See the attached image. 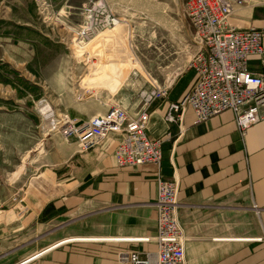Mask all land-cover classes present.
Wrapping results in <instances>:
<instances>
[{
    "label": "crops",
    "instance_id": "1",
    "mask_svg": "<svg viewBox=\"0 0 264 264\" xmlns=\"http://www.w3.org/2000/svg\"><path fill=\"white\" fill-rule=\"evenodd\" d=\"M37 1L0 0L2 73L12 79L11 70L31 86L37 84L24 73L38 57L34 47L47 45L41 52L57 56L54 37L74 32L89 0H43L45 18ZM230 23L264 30V0H252ZM23 41L31 43L26 52L18 48ZM248 68L264 75V54ZM195 77L184 72L168 98L150 107L147 135L164 140L159 170L119 168L114 138L89 151L62 138L55 159L25 183L27 209H0V264H118L120 252H157L158 173L180 185L186 264H264V120L244 135L230 111L197 124L188 110L181 125L168 123L170 104L184 98ZM90 107L77 103L71 118L94 117Z\"/></svg>",
    "mask_w": 264,
    "mask_h": 264
},
{
    "label": "rangeland",
    "instance_id": "2",
    "mask_svg": "<svg viewBox=\"0 0 264 264\" xmlns=\"http://www.w3.org/2000/svg\"><path fill=\"white\" fill-rule=\"evenodd\" d=\"M182 2L103 0L119 24L79 44L75 33L82 17L71 35L54 37L57 56L41 52L47 45L35 46L38 57L24 75L37 86L11 70L12 79L5 78L0 66V209H27V179L55 159L63 142L42 117L44 106L68 116L77 103L91 105L95 116L113 106L133 111L150 82L164 83L186 69L197 46ZM30 44L23 41L18 48L26 52Z\"/></svg>",
    "mask_w": 264,
    "mask_h": 264
},
{
    "label": "built area",
    "instance_id": "3",
    "mask_svg": "<svg viewBox=\"0 0 264 264\" xmlns=\"http://www.w3.org/2000/svg\"><path fill=\"white\" fill-rule=\"evenodd\" d=\"M38 2L39 15L45 18L49 5L43 0ZM251 2L183 0L182 14L194 30L197 51L186 69L174 78H167L164 83L150 82V88L142 94L140 107L135 110L113 106L103 115L78 121L67 114H56L46 105L40 111L42 117L49 122L51 131L65 140L75 139L83 151L94 150L110 138L117 139L114 157L119 168L153 165L159 170L164 140L147 135L150 107L155 101L168 98L182 73L194 71L196 77L191 89L180 102L170 104L165 120L181 125L184 114L192 110L198 124L230 111L244 135L251 126L264 120V75L253 74L248 68L252 57L264 54V30L240 29L233 26L230 19ZM82 17V25L75 33L79 44L120 22L103 0H93L83 10ZM179 191L177 180L166 181L158 173L154 203L157 252H120L118 264H186V236L179 220Z\"/></svg>",
    "mask_w": 264,
    "mask_h": 264
},
{
    "label": "bare ground",
    "instance_id": "4",
    "mask_svg": "<svg viewBox=\"0 0 264 264\" xmlns=\"http://www.w3.org/2000/svg\"><path fill=\"white\" fill-rule=\"evenodd\" d=\"M35 258V257H34Z\"/></svg>",
    "mask_w": 264,
    "mask_h": 264
}]
</instances>
